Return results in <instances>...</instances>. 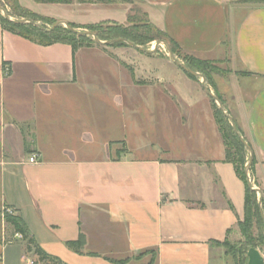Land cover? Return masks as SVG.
I'll list each match as a JSON object with an SVG mask.
<instances>
[{
	"label": "crops",
	"instance_id": "obj_1",
	"mask_svg": "<svg viewBox=\"0 0 264 264\" xmlns=\"http://www.w3.org/2000/svg\"><path fill=\"white\" fill-rule=\"evenodd\" d=\"M18 1L78 28L131 24L139 7L182 49L226 56L233 68L217 90L252 148L264 198V0ZM109 47L42 44L0 22V264H30L25 254L37 264L5 208L65 264L151 250L154 264H228L222 243L245 215L247 186L227 159L213 99L180 66Z\"/></svg>",
	"mask_w": 264,
	"mask_h": 264
},
{
	"label": "rangeland",
	"instance_id": "obj_2",
	"mask_svg": "<svg viewBox=\"0 0 264 264\" xmlns=\"http://www.w3.org/2000/svg\"><path fill=\"white\" fill-rule=\"evenodd\" d=\"M12 0H0V7L4 8L5 11L8 13V15L14 19V20H18V19H22L18 16H16L13 12L14 9H12L11 6ZM23 4V3H21ZM131 10H132V15H133V20L134 22H130L131 24H122V26L124 27V29H126L127 31H130L133 35V37H135V43L140 45L141 47L145 48V49H149L152 50L153 55H156L157 58L159 59H163L164 61H168L170 64H172L174 67H179L177 66L170 58L169 56V49L165 44H161L159 46H157V41L159 39H154L155 36H160L159 34L155 35V31L154 30H150L148 28V26L150 25V23L148 22V19L146 18L145 14L140 10L139 7H135V6H131ZM35 11H40V12H44L45 14H48L50 16H57L60 15L62 13V11H59V9H52V10H45L42 8H36ZM106 10H104L100 15L101 16H106L107 13H105ZM88 14H91V12H87ZM113 13L112 10L109 11V14ZM92 18L94 17V12L92 13ZM106 14V15H105ZM114 16H116L117 18H119L120 13L118 11H114V13L112 14ZM0 17L6 18L4 16V13L2 11V9L0 8ZM29 19V18H26ZM32 19V18H31ZM40 22L44 27L46 28H51L54 24L51 23L52 21H48V23H43L42 21H38ZM118 23L116 21H103L101 23H99V25L97 26V34H100L103 38V41H112L110 43H106L107 45H109V50L108 51H114L117 49V47H123V49H125V51L127 52H131V53H141L142 51L140 50H136L134 48H131L128 44H118V41H113L114 39H117L116 36L121 34V31L119 29L118 30H114V28L116 27L115 24ZM63 27L67 28L66 25H62ZM87 26V25H86ZM77 30L79 31H88L87 28L81 27L78 28L76 27ZM158 30H160V32L166 33L164 32L162 29L158 28ZM65 33L62 32V35H64ZM142 34V35H141ZM141 35V36H140ZM168 35V34H167ZM89 39H93V41L95 42L94 38L92 36H89ZM169 37V36H168ZM170 38V37H169ZM76 39V38H75ZM79 38L76 39V45H80V43L82 42V40H78ZM164 41H168V43L170 44V47L175 49V56L176 58L181 61L182 63L186 64L187 66H191L190 64V59L191 58H196L199 60H205L207 63V69H206V74H203L207 80V85L209 87L210 90H212V92L218 96V90H217V84L215 82V79L219 76H228V74L232 71L231 68H233V66L231 65V63L229 62V60L227 59V57H223L221 59H202L199 58L198 56L194 55V53L192 52H188L184 49H182L180 46H178L174 41H169L168 39L165 38ZM85 43V42H84ZM144 53V52H143ZM121 65L126 67L127 65H123L122 61L120 60ZM192 68V67H190ZM193 69V68H192ZM194 70V69H193ZM240 73H242V71H240ZM186 74H188V72H186ZM245 74V73H243ZM189 76H191L190 74H188ZM192 77V76H191ZM196 80H201V77L195 76ZM221 99V98H220ZM214 101V108H215V112H218V120H221L223 128H225V130L228 132H233L232 131V123L231 121L226 118L224 115V113H222L220 111V108L217 104V102L215 100ZM228 112V111H227ZM230 114V112H228ZM230 147L232 149V153L233 156L237 159V160H241L240 161V169H242V171H245V166L246 163L248 162L249 159V150L247 148H245V150L240 151L241 148H239L237 142H235L234 139L230 140ZM245 161V162H244ZM250 176L249 179H251L252 181V186H255V183L253 181V175L251 173L250 170ZM261 194L259 192H257V198H255L254 195H252V203L250 205V210H252L251 212V216L249 215V217L246 215H244L243 219H242V223L241 226L239 225V228L236 230V232L232 233V235H230L224 242L225 245L224 247L226 248L227 251V263L228 264H247L248 263V257H247V252L249 250V248H251L250 244H254L255 246H257V248L260 250V252L262 253V255L264 256V219L262 217V213L264 214V198L262 199V211L260 209L259 206V199H260ZM258 201V206H259V210L256 211L255 209V201ZM248 219V220H247ZM251 221V225L250 227L248 226V223ZM249 227V228H248ZM248 229V232L245 233L244 230ZM115 264H154L152 263V254L151 252H142L139 255H137L136 257H132V258H128V257H122V258H118L115 259Z\"/></svg>",
	"mask_w": 264,
	"mask_h": 264
},
{
	"label": "trees",
	"instance_id": "obj_3",
	"mask_svg": "<svg viewBox=\"0 0 264 264\" xmlns=\"http://www.w3.org/2000/svg\"><path fill=\"white\" fill-rule=\"evenodd\" d=\"M34 1H36L38 3H64V4H69V3L73 2V0H34ZM81 1L116 3V2H129L130 0H81ZM11 6H12V9H14L13 10L14 14L20 18H29V19L32 18L31 20L42 21L44 24L48 23V21H52L51 23H53V24L56 22L55 19L39 15V14L23 7L18 0H12ZM129 20H130V22H134L133 15L129 16ZM0 22L2 23V26L4 29L9 30V31L14 32V33H17L23 37L28 38V39L38 41L42 44H50V43H54V42H66V43H70L74 46H78L75 43L77 38H79L78 40H82L80 45H84L86 43L94 42L93 39H89L90 38L89 36L77 35L76 33L72 32L70 29L63 27L62 25L56 27L53 30L48 31V30H44L41 27L36 26L32 23H17V22L8 20L7 18L2 19L0 17ZM71 25L74 28H76L75 25H73V24H71ZM98 25H99V23L98 24H91V25L84 26V28H87L88 30L93 31L95 33H98L97 32L98 30L96 29ZM115 26L116 27L114 28V30H118V31H119V29L122 30L121 34L117 35L116 38H126V39L131 40L135 43V37H133L134 34H132L130 31H127L126 29H124V27L120 23H116ZM148 28L150 30H154L155 35H157V34L160 35V36H158V35L155 36L154 39L165 40V38H166L170 42L173 41L171 38L168 37L167 33L160 32V30H158L157 27L150 24L148 26ZM62 32L65 34L62 35ZM97 36L101 40L103 39V38H101L102 36L100 34H97ZM124 43L125 42L118 41V44H124ZM125 44H127V43H125ZM173 52L174 53L176 52L174 48H173ZM190 63H191L190 67H192L195 71L201 72L203 74L207 73L206 72V69H207L206 63L207 62L205 60H199V59H196L193 57L190 59ZM188 74H190V73H188ZM190 75L193 78H195L194 75H192V74H190ZM216 115L218 117V112L216 113ZM218 121L220 123L224 138H225L226 143L228 145L227 159L230 161H233L237 165L236 169H237L238 174L246 182L247 189H246V212H245V215H246V217L247 216L249 217V215L251 216V212H252V210L249 211L251 208L250 205L253 201L252 195H254L255 198H257V191L253 190L251 188V186L249 185V181H248V177H247L246 172L244 170L242 171V169H240V161H242L243 159L237 160L233 156L232 149L230 147V144H231L230 140L234 139L235 142H237L239 148H241L240 151L245 150L246 146L242 143L239 136L235 133L233 126L231 127L233 132H229V131L227 132L225 130V128H223L221 120H218ZM251 169H252V167L250 168V170ZM255 203H256L255 209L257 211V210H259L258 201L256 200ZM5 220L8 224H10L14 228L16 233L21 235L22 240L25 242L26 251L28 253L32 252L37 257V264H65L62 260H60L59 258H57L55 256L50 255L49 253L45 252L40 247V245L37 243L34 236L31 234V232L28 229L24 219L22 218V216L20 214L15 213V211H14V213H6L5 214ZM241 224H243L242 221L240 222L239 225L241 226ZM250 225H251V221L248 223L249 227H250ZM244 232L247 233L248 229L244 230ZM82 239H83V237H81L80 240H78L77 242H71V246L74 248H78L77 244H79V242L81 243ZM222 245H225V242H223ZM250 245H251V247L257 248V246H255L254 244H250ZM147 252H151L152 263H155L156 251L151 250V251H147Z\"/></svg>",
	"mask_w": 264,
	"mask_h": 264
},
{
	"label": "water",
	"instance_id": "obj_4",
	"mask_svg": "<svg viewBox=\"0 0 264 264\" xmlns=\"http://www.w3.org/2000/svg\"><path fill=\"white\" fill-rule=\"evenodd\" d=\"M4 13V16L8 19V20H11V21H14V22H17V23H32L36 26H39L41 27L42 29L44 30H53L55 29L56 27L60 26V25H66L68 29H70L72 32L76 33L77 35H87V36H92L95 40L96 43H99V44H106V43H110L112 41H103L101 40L95 32L93 31H79L77 30L76 28H74L71 24L67 23V22H63V21H57L51 28H46L44 27L40 22L38 21H34V20H31V19H26V18H22V19H18V20H14L12 19L8 13L5 11L4 8L0 7ZM113 41H121V42H125L127 43L129 46L131 47H134L136 49H139L141 51H145V52H153L152 50H149V49H145L143 47H141L140 45L134 43L133 41L131 40H128L126 38H117V39H114ZM165 44L168 49H169V56L171 58V60L178 66H180L181 68H183L185 71H187L188 73L194 75V76H198V77H201L202 78V85L205 89V91L208 93V95L217 102L220 110L225 114V116L231 121L232 123V126L234 128V131L235 133L239 136L240 140L242 141V143L248 148L249 150V159H248V162L246 163V166H245V172L247 174V177H248V181H249V185L251 186V188L253 190H256L257 192H259L261 194L260 196V199H259V206H260V209L262 211V199H263V196H262V192L260 189L256 188V187H253L252 186V181L251 179H249V176H250V168L252 166V163H253V159H254V155H253V151H252V148L250 147V145L246 142V140L242 137V135L240 134V131L238 130V127L236 125V122L234 120V118L232 117L231 114H229L222 102V100L220 99V97L216 94H214L208 87L207 85V80L205 78V76L203 75V73L201 72H198V71H195L193 70L192 68H190L189 66H187L186 64L182 63L181 61H179L176 56H175V53L173 52L172 48L170 47V44L168 43V41H164V40H158L157 41V46L161 45V44ZM262 217L264 219V214L262 213ZM247 257H248V263L247 264H264V256L262 255V253L260 252V250L256 247H251L249 248L248 252H247Z\"/></svg>",
	"mask_w": 264,
	"mask_h": 264
},
{
	"label": "built area",
	"instance_id": "obj_5",
	"mask_svg": "<svg viewBox=\"0 0 264 264\" xmlns=\"http://www.w3.org/2000/svg\"><path fill=\"white\" fill-rule=\"evenodd\" d=\"M29 161L32 162V163H36L38 162V155L37 154H33L30 158H29ZM6 213H14V211L10 208H5L3 210V215L5 216ZM24 258L30 262V264H35L34 260L30 259V257L25 254L24 255Z\"/></svg>",
	"mask_w": 264,
	"mask_h": 264
}]
</instances>
